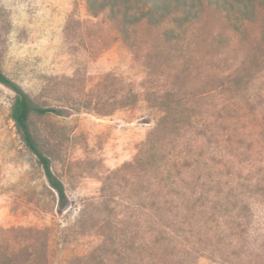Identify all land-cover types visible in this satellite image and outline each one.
Listing matches in <instances>:
<instances>
[{"label":"rangeland","instance_id":"1","mask_svg":"<svg viewBox=\"0 0 264 264\" xmlns=\"http://www.w3.org/2000/svg\"><path fill=\"white\" fill-rule=\"evenodd\" d=\"M0 69L58 111L27 124L67 198L0 83V264H264V0L184 26L0 0Z\"/></svg>","mask_w":264,"mask_h":264},{"label":"trees","instance_id":"2","mask_svg":"<svg viewBox=\"0 0 264 264\" xmlns=\"http://www.w3.org/2000/svg\"><path fill=\"white\" fill-rule=\"evenodd\" d=\"M86 5L93 15L108 9L111 17L115 18L119 15L123 22L129 24L141 21L157 24L172 17L180 26H184L200 19L202 12L208 7L219 9L227 15L233 14L236 19L251 20L257 0H86ZM0 83L14 92L10 105V118L25 145L37 156L50 186L57 193L59 203L63 206L67 202L63 184L51 171L48 157L39 150L27 124L31 111L39 114L58 111L35 106L28 94L1 69ZM244 210L247 211L246 217L249 218V223L252 222L254 215L250 206L246 205ZM240 226L243 227L240 232H248V224L245 226L240 223Z\"/></svg>","mask_w":264,"mask_h":264}]
</instances>
